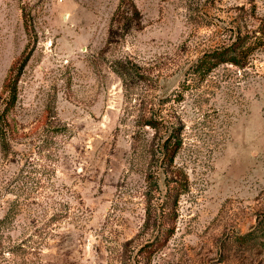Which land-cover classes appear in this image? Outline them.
Listing matches in <instances>:
<instances>
[{
    "label": "rangeland",
    "instance_id": "obj_1",
    "mask_svg": "<svg viewBox=\"0 0 264 264\" xmlns=\"http://www.w3.org/2000/svg\"><path fill=\"white\" fill-rule=\"evenodd\" d=\"M130 1L141 27L111 31ZM253 4L257 26L264 0H0V264H147L148 208L175 227L150 264H264V47L191 74Z\"/></svg>",
    "mask_w": 264,
    "mask_h": 264
},
{
    "label": "trees",
    "instance_id": "obj_2",
    "mask_svg": "<svg viewBox=\"0 0 264 264\" xmlns=\"http://www.w3.org/2000/svg\"><path fill=\"white\" fill-rule=\"evenodd\" d=\"M130 3L131 6H128L127 8L122 3L119 5L113 18L111 31L114 29V24L117 21L119 22V26L123 29V33L128 32L130 29L141 27L140 11L135 2L130 1ZM242 10L246 11L244 6L242 7ZM240 17L241 18L235 27L236 36L234 40L223 46L205 51L200 59L192 66V75L204 79L215 68L227 63L240 68L251 65L250 63L255 52L264 47V18H260L261 22L257 26L253 24L256 18L259 17L255 4H253L249 10L244 12L243 15L241 14ZM24 62H26V60ZM19 70L21 71V69ZM20 71L14 77L11 76L4 85L5 90H10V102H14L16 98V84L19 79ZM119 73L122 75L121 71ZM7 111L8 108H4L2 111L0 110V133L4 141H7L9 137V127L6 119ZM161 121L162 120L156 118H150L149 120H146L145 125L158 129ZM181 147L182 140L179 137H177L174 142H171L170 140L166 141L163 145L162 164L160 165L165 174L166 185L169 187L173 186V188L178 191L184 187L185 180L183 179H186L183 170L174 164L175 157ZM169 198L170 195L167 199ZM164 214L165 216H158L148 208L145 225L149 227L151 222L159 225V234L156 235L154 240L141 248L145 255L144 257L148 260L147 264H150L151 258L155 252L165 246L170 236L175 232V227L170 221L172 219V214Z\"/></svg>",
    "mask_w": 264,
    "mask_h": 264
}]
</instances>
